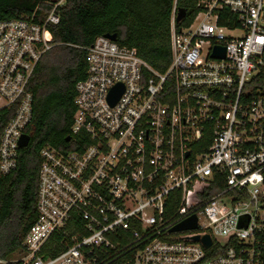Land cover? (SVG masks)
Returning a JSON list of instances; mask_svg holds the SVG:
<instances>
[{
  "label": "built area",
  "instance_id": "obj_1",
  "mask_svg": "<svg viewBox=\"0 0 264 264\" xmlns=\"http://www.w3.org/2000/svg\"><path fill=\"white\" fill-rule=\"evenodd\" d=\"M66 2L0 20V110H14L1 175L18 167L30 82ZM178 3L165 72L105 35L85 48L71 146L41 149L36 219L0 264H264V0H193L182 26Z\"/></svg>",
  "mask_w": 264,
  "mask_h": 264
},
{
  "label": "trees",
  "instance_id": "obj_2",
  "mask_svg": "<svg viewBox=\"0 0 264 264\" xmlns=\"http://www.w3.org/2000/svg\"><path fill=\"white\" fill-rule=\"evenodd\" d=\"M48 0H0V20L22 18L38 7L36 19L50 12ZM174 0H67L59 9L61 21L52 27L56 46L40 61L30 91L34 95L33 120L27 129L30 143L21 148L17 169L0 174V259L9 260L23 243L36 219L40 151L49 144L70 148L66 141L75 112L76 84L87 74L85 48L99 36L117 34V43L138 50L155 70L171 63L170 19ZM189 24L195 14L193 0H179ZM264 88V73L259 76ZM13 108L0 110V138Z\"/></svg>",
  "mask_w": 264,
  "mask_h": 264
},
{
  "label": "water",
  "instance_id": "obj_3",
  "mask_svg": "<svg viewBox=\"0 0 264 264\" xmlns=\"http://www.w3.org/2000/svg\"><path fill=\"white\" fill-rule=\"evenodd\" d=\"M186 9H180L179 13H178V17H177V22L182 21L185 16H186ZM107 38L111 39L112 41H117V34H106L105 35ZM225 56V51L224 49L218 48L215 51L214 57L216 58H223ZM113 95L111 97V102L113 104H115L117 102V100L119 99V97L121 96V94L123 93V88L122 86H116L113 89ZM71 137H67L66 141H70ZM30 143V136L28 134H24L20 140V147L21 148H25L29 145ZM196 227V218H192L191 220H189L185 225H182L181 227H179V229H190V228H195ZM196 241L201 240L204 245L206 247H209L211 245V240L208 236H205L203 238L200 237H195L194 238Z\"/></svg>",
  "mask_w": 264,
  "mask_h": 264
},
{
  "label": "rangeland",
  "instance_id": "obj_4",
  "mask_svg": "<svg viewBox=\"0 0 264 264\" xmlns=\"http://www.w3.org/2000/svg\"><path fill=\"white\" fill-rule=\"evenodd\" d=\"M0 103H1V101H0Z\"/></svg>",
  "mask_w": 264,
  "mask_h": 264
}]
</instances>
